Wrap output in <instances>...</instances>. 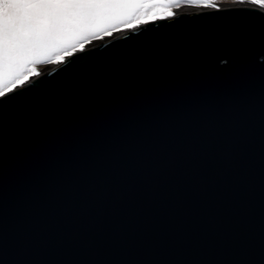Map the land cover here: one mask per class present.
<instances>
[{"label":"water","instance_id":"water-1","mask_svg":"<svg viewBox=\"0 0 264 264\" xmlns=\"http://www.w3.org/2000/svg\"><path fill=\"white\" fill-rule=\"evenodd\" d=\"M212 4L0 108V264H264V8Z\"/></svg>","mask_w":264,"mask_h":264},{"label":"snow or ice","instance_id":"snow-or-ice-1","mask_svg":"<svg viewBox=\"0 0 264 264\" xmlns=\"http://www.w3.org/2000/svg\"><path fill=\"white\" fill-rule=\"evenodd\" d=\"M250 2L264 8V0ZM145 6L140 0H0V108L43 81L35 67L42 57L67 69L77 48L84 55L88 33L117 27L116 21L131 27L142 20L136 10Z\"/></svg>","mask_w":264,"mask_h":264},{"label":"rangeland","instance_id":"rangeland-1","mask_svg":"<svg viewBox=\"0 0 264 264\" xmlns=\"http://www.w3.org/2000/svg\"><path fill=\"white\" fill-rule=\"evenodd\" d=\"M243 3H250V0H240ZM239 0H140L141 3H143L144 5H146L145 7L139 8L136 10V15L139 17H142V20L140 21H144L146 19H151L154 17H157L160 15L162 16V14H168L171 12H174L176 10L181 9L183 6H196V7H201V6H205V5H210V3H222L225 5H236L237 3L240 2ZM248 1V2H245ZM187 9V8H186ZM185 11V9H184ZM138 22V21H133V23ZM118 26L117 27H113L110 24H106L104 25V27L107 29V31H101L100 29H96V33L98 34H92V33H88V39L84 41V44L86 42H89L93 39H96L97 37L107 33V32H111L114 31L116 29L125 27L128 24L125 23H120L119 21L115 22ZM92 44L91 42L87 44L90 45ZM78 49V48H77ZM76 49V50H77ZM75 50V51H76ZM55 60H47V58H41V61L35 66L37 71L40 70L41 68H43L46 64H49L51 62H53Z\"/></svg>","mask_w":264,"mask_h":264},{"label":"bare ground","instance_id":"bare-ground-1","mask_svg":"<svg viewBox=\"0 0 264 264\" xmlns=\"http://www.w3.org/2000/svg\"><path fill=\"white\" fill-rule=\"evenodd\" d=\"M246 5H251V2L250 3H243V2H239V3H237L236 5H224V7H235V6H246ZM214 5L212 4V5H205V6H201V7H196V6H194L193 8L192 7H189L188 5L187 6H183L181 9H179V10H176V11H174V12H171V13H168V14H164V15H162V16H160V17H157V18H163V17H167V16H172V15H177V14H182V13H186V12H190V11H194V10H205V9H209V8H212ZM187 8V9H186ZM184 9H185V11H184ZM138 25H141V24H138ZM90 43V42H89ZM92 44H90V45H88V46H86V47H84V49H86V48H89V47H91V46H94L96 43L95 42H91ZM80 51V50H79ZM77 51H75V52H73L72 53V55L73 54H75Z\"/></svg>","mask_w":264,"mask_h":264}]
</instances>
